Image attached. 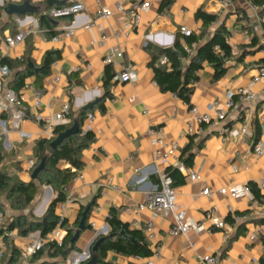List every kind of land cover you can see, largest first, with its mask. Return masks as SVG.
<instances>
[{
    "label": "crops",
    "instance_id": "crops-1",
    "mask_svg": "<svg viewBox=\"0 0 264 264\" xmlns=\"http://www.w3.org/2000/svg\"><path fill=\"white\" fill-rule=\"evenodd\" d=\"M12 1L0 0V58L20 61L28 57L36 68L43 66L47 51H58L60 58L51 64L50 74L40 81L36 82L35 76L27 78L19 97L8 87L13 72L8 77L0 75V99L13 94L21 101L18 107L13 108L14 112L21 114L18 120L11 111L3 113L4 118L0 119L4 122V126L0 125V153L3 156L0 169L9 177L25 183L32 181L30 176L36 161L34 146L45 138L43 118L54 116L64 103L69 104L70 112L76 118L86 103L101 99L105 93L103 78L107 70L103 57L109 48L118 47L123 53V60L116 66H110L114 75L127 64L138 74L135 84L111 81L110 96L103 101L102 110L97 103L93 110L86 112L84 126L87 117L92 115L94 120L89 131L95 140L81 153L82 166L76 174L82 178H73L67 185L64 209L61 210L59 205L56 207V215L64 219L65 224L55 229L59 228L65 236V230L73 227L81 210L89 204L94 205L86 219L90 228L80 233L75 243L77 250L65 264L86 248L90 249L99 236L98 232L106 229L104 235L108 233L105 220L111 208L117 211L119 220L132 229L139 230L137 225L140 222L152 219L149 210L137 211V206L144 202L146 195L159 190L156 173L163 167L153 161L148 134L153 129H160L166 142L177 143L180 162V156L193 154L186 167L200 177L199 181H192L182 174L183 181L173 184L176 190L174 211H184L189 219L203 221L206 210L215 208L217 215L230 227L229 238L225 242L222 230L218 229L170 237L168 231L173 224V216H158L153 219L157 238L147 240L151 252L153 246L162 245L160 256L152 259L153 264H201L199 258L206 255L217 256L218 264H250L253 257L261 264L264 257V192L259 190L257 183L264 179V154L256 156L253 146L256 143V124L259 126L257 142L264 144L263 84L257 83L251 88L256 100L250 110V135L225 141L221 139L223 127L246 117L241 108L231 111L222 123L203 126L204 133L198 139L188 135L186 127L190 106L203 112L213 101L223 102L228 92L247 87L258 66L264 64V14L259 16L248 0H229L226 5L223 4L225 0H168L169 6L162 11L160 7L167 0H140L149 2L150 7L145 12H138V27L126 34L123 31L126 19L115 11L118 0H75L83 2L87 10L73 17L74 33L71 37L62 35L54 41L46 29L38 25L41 13L29 17L6 15L3 6ZM44 1L29 0L33 5H41ZM104 7L112 10L111 17L95 19V14ZM199 8L217 14L220 23L229 28L228 43L232 56L225 63L224 75L217 80H214V70L207 64L196 72L198 80L190 86L193 91L189 104H186L174 94L159 90L153 80L149 66L151 56L146 46L154 51L172 48L181 27L199 33L201 22L195 18ZM238 13L246 16L247 26L237 20ZM94 19V27L85 30L84 26ZM69 24L66 20H58L52 31L62 34ZM216 26H210V33ZM28 29L32 32L27 33L21 44L13 48L6 46V38ZM118 30H122L119 37L115 36ZM254 37L256 44L252 46L250 43ZM180 42L184 45L183 40ZM182 64L186 66L188 61L183 59ZM59 166L66 167L64 163ZM231 182L255 187L262 198L256 200L252 192V200L221 193L220 190ZM35 184L37 193L34 201L18 214L28 220H41L56 196V191L50 186L40 185L37 181ZM204 187L212 191L211 196L200 194ZM6 216L8 224L15 217ZM259 225L263 226V234L256 241H249L248 234ZM11 231L14 233L2 264H7L12 248L19 254L16 264L51 262L45 255L38 261L32 260V256L22 255L24 247L42 240L40 232L22 236L16 229ZM143 261L113 252H108L105 258V262L112 264H143Z\"/></svg>",
    "mask_w": 264,
    "mask_h": 264
},
{
    "label": "trees",
    "instance_id": "trees-1",
    "mask_svg": "<svg viewBox=\"0 0 264 264\" xmlns=\"http://www.w3.org/2000/svg\"><path fill=\"white\" fill-rule=\"evenodd\" d=\"M22 1L23 0H20L19 3H22ZM27 1L29 2V0ZM248 1L251 3V5L256 7L257 14L259 16L264 14V0ZM169 4L170 2L168 0L164 1L160 7V11L166 9ZM50 9L51 8H45L41 14L47 16L45 12L49 11ZM39 14L40 13H32L29 15L38 16ZM41 14L39 15L38 21L39 27L46 29V33H48L51 37H54L56 33L53 32L52 29L54 28L55 24L45 17L40 20ZM195 18L201 22L199 33H193L190 36H183L178 33L175 37L172 48L154 51L150 47L146 46V50L151 56L149 66L153 72V80L157 84L159 90L161 92H169L174 94L186 104H189V97L193 91V87L188 86V81L190 79L194 80L195 82L198 80V77L194 74V72L201 70L204 64H207L214 70V80H217L224 75L226 71L225 63L232 56L231 47L228 43L229 32L226 30L224 23L222 22L218 24L216 28L210 33V26L216 22L218 15L207 13L202 8H199L195 13ZM52 20L54 22H57L58 20H66L70 22L71 17ZM206 37H208V39H206ZM180 40H183L184 45L181 44ZM194 42H198L199 45L197 46L193 56H191V58L188 60V64L184 66L182 64V60L186 57L184 46H191V44ZM250 44L255 46V37L251 40ZM215 46L219 47V50L222 52V54L220 52L216 53L213 50ZM163 56H166L169 60V64L167 66H162L159 64L160 59ZM59 58L60 54L58 51H47L44 55L41 71L37 74H35L34 71L28 67V57H23V59L20 61H12L6 57L0 58V66L6 67L10 73L13 72V76L8 82V87L16 96L19 97V92L24 87L25 80L27 78L35 76L36 82L40 81L42 78L50 74L51 64ZM262 63H264V60ZM113 77L114 73L112 72L110 66H107V70L103 78V87L105 89V93L98 102V106L101 110L103 108V101L105 98L110 96L109 87ZM85 117L86 112L84 111H81L76 118H74L70 112V123L68 125L58 126L55 129L54 137L52 139L48 140L43 138L35 143L33 150L34 158L36 160L34 169L40 163L43 157L47 158L45 169L38 174L36 180H32L28 183L21 182L18 179L9 177L2 169H0V194L6 191L8 200L11 201L12 207L16 210L24 211L31 206L37 193L35 181H37L40 185L50 186L54 191H56V196L49 204L43 217L45 218L44 224L42 219L28 220L26 216L18 215L12 218V221L8 225V231L16 229L18 234L22 236L33 232H40V238L43 240L47 237V235L52 233L56 227L64 226L65 220H61L60 217L56 215V207L66 200L64 189L75 177L76 172L82 166V151L88 148L95 140L94 134L91 131L84 132L83 128ZM3 118L4 115L1 114L0 119ZM74 122H76L78 125L77 134L64 140L55 150H51L50 143L59 133L69 129ZM255 134V141L257 142V138L259 136V126L257 124ZM192 155L193 154L189 153L185 157L180 156V159L185 166L192 160ZM2 160L3 156L0 153V163ZM60 163H64L66 167L61 168L59 166ZM167 172L173 179L174 185H177L183 181L184 176L177 169L168 168ZM250 189L256 200H260L262 198L258 189L251 185ZM93 205L94 204H92V206ZM83 211L84 209L78 214L77 221L74 223L73 227L67 228L65 230V236L62 238L61 242H44L41 248L32 255V260L38 261L42 258V256L45 255L48 260H51V262L44 261L39 264H65L72 252L77 250L75 247L76 241L71 242V239L76 232ZM105 223L108 227L106 238L100 242L95 253H91V255H96L98 264H112L105 262L108 252H113L114 254L124 257H138L144 260L149 259L152 256V252L148 247V242L143 233L140 230L130 228L128 224L122 223L119 220L118 213L115 209L111 208L109 210ZM86 228H90L87 224V220L85 221V229ZM102 237V235H99L94 240L92 246ZM8 248L9 244L7 251ZM18 258V252L15 248H12L7 264H16ZM5 259L6 255L3 262ZM87 261L80 262L79 264H85ZM261 264H264V257L261 259Z\"/></svg>",
    "mask_w": 264,
    "mask_h": 264
},
{
    "label": "built area",
    "instance_id": "built-area-1",
    "mask_svg": "<svg viewBox=\"0 0 264 264\" xmlns=\"http://www.w3.org/2000/svg\"><path fill=\"white\" fill-rule=\"evenodd\" d=\"M229 2V0H225L223 4L226 5L229 4ZM249 4L254 10H257L256 7L251 5L250 2ZM149 7L150 3L147 1L118 0V2L115 4V11L123 14L126 19V23L123 26L124 33L127 34L130 30L138 27L140 19L138 12H145L149 9ZM86 10L87 8L83 2L68 1L64 6H60L58 8L53 7L49 11L45 12V14L51 19L71 17L70 24L65 28V31L62 34H56L54 37H52L53 40H58L62 35L66 38L71 37L74 33L73 17L84 13ZM111 15L112 10L104 7L95 14V19H109ZM236 17L241 25H248L249 22L245 15H243L242 13H238ZM95 19L91 20L87 25H85L84 29L88 30L94 27ZM214 24H220L219 19H217ZM226 30L228 31L229 28H226ZM31 32V29H28L27 31H20L15 36L6 38L4 42L9 48L16 47L24 41L27 33ZM121 32L122 30L116 31L115 36L119 37L121 35ZM193 33L194 32L191 29H188L186 27H181L180 29V34L183 36H190ZM104 39L105 37H102V40ZM198 45V42H194L191 44V46H184L186 52L185 59L187 61L191 58V56H193ZM213 50L216 53L220 52L218 46H215ZM220 53L222 54V52ZM120 60H123V53L118 47L109 48V50L103 57V63L107 66H116L118 64V61ZM159 64L162 66H167L169 64L168 58L166 56H163L160 59ZM196 72H194L195 75ZM9 74L10 71L6 67H0V75L2 77H8ZM137 79L138 74L136 70H134V68L130 64H127L123 66L121 72L114 75L112 81L135 84L137 82ZM55 80L58 81V78H56ZM257 83H262L264 86V64L258 66V68L256 69V74L252 77L247 87L238 88L234 91L228 92L223 102L218 103L217 101H213L203 112L198 111L197 107L195 106H190L189 122L186 127L187 134L198 139L204 133L203 126L212 127V125L215 123H222L228 119L231 111L241 108L242 111L246 113V117L243 120L232 124L231 126L223 127L220 130V136L222 141H225L228 138H239L240 136L246 134L250 135V110L252 109L256 100V94L252 91L251 88ZM194 84V80L190 79L188 81V86H193ZM20 103V99L16 98L13 94L5 95L4 98L0 99V115L11 111L15 120H18L21 117V114L14 112L13 108L18 107ZM69 113V104L64 103L63 105H61L59 112L54 116L42 119L46 139L50 140L54 137L55 129L58 126L68 125L70 123ZM93 120L94 117L92 115H89L87 117V124L83 128L84 132L90 130V124ZM0 125L4 126V122L0 121ZM194 125H197V127H195ZM148 134L151 138L153 161L155 164H159L163 168L158 169L156 173L159 182V190L146 195L144 202L137 206V211L147 209L151 212V220L140 222L137 225L139 230L145 236L146 240L153 241L157 238L154 232L153 219L158 216H167L171 214L173 216V224L168 231V235L170 237L187 235L191 231L199 233L203 231L210 232L212 229H218L222 230V236L225 242L229 238L230 227L224 222L221 217L217 215L215 208H209L208 210H206L203 221H193L186 216L184 211H174L176 190L173 185V179L168 174L167 169L169 167L175 168L181 174L192 181H199L200 177L196 172L190 170L182 162L179 161L177 157L176 142H166L162 136V132L160 129L149 130ZM253 153L256 156L263 155L264 144L260 141L256 142L253 146ZM74 178L81 179L82 176L77 173ZM257 185L259 190L264 192V179H261L257 183ZM64 191H66V188L64 189ZM220 192H227V194H229V196L232 198H248L250 200L253 199L249 186L245 184L231 182L225 189H221ZM200 194L209 197L212 195V191L209 188L204 187L201 190ZM65 205L66 200L59 204L60 209L63 210ZM229 211L231 212L230 208ZM8 225L9 224L7 222V216L5 212L0 211V264L3 263L10 237L14 233L13 231H8ZM262 234L263 226L259 225L248 234V240L256 241ZM63 237V231H61L59 228L54 229V231L50 233L47 238L43 240L38 239L32 244L24 247L22 255L27 257L32 256L41 248L44 242H61ZM161 250L162 245L153 246L152 257L150 259L144 260L142 263L153 264L152 259L158 258L160 256ZM136 258L138 261L140 260V258ZM199 259L201 264H218L217 256L206 255ZM250 264H259V262L253 257L250 259Z\"/></svg>",
    "mask_w": 264,
    "mask_h": 264
},
{
    "label": "water",
    "instance_id": "water-1",
    "mask_svg": "<svg viewBox=\"0 0 264 264\" xmlns=\"http://www.w3.org/2000/svg\"><path fill=\"white\" fill-rule=\"evenodd\" d=\"M68 1H75V0H45L43 5H38V6H33L31 5L27 0H23L22 3H19L20 0H13L12 2L6 4L3 6V11L6 15L8 16H16V17H29L32 13H42L45 8H52V7H60L64 6ZM45 17L46 19L52 21L53 24H56L49 16H45L41 14L40 20ZM28 67L34 71V73H38L41 71V68H36L30 61L28 62ZM100 101V98H96L93 101H90L86 103L82 107V111L87 112L93 110L94 106ZM78 132V125L76 122L73 123V125L65 130L62 133H59L55 139L50 143V149L55 150L64 140L67 138L76 135ZM46 157H43V159L40 161V163L35 167V169L31 173V179L34 181L37 179L38 174L45 169V164H46ZM92 207V204H89L88 206L85 207L84 211L81 214V218L79 220L76 232L71 239V242H75L80 233L85 229V221L87 219V215L89 213L90 208ZM42 222L44 224L45 218H42ZM107 230L105 229L104 232H98L99 235H102L103 237L97 240L94 245L89 249L86 248L84 251H82L78 257H73L70 260V264L72 261L74 264H77L78 261L80 262H85V264H98L97 257L95 254L91 255V253H95L97 250L98 245L100 242L106 238V235L104 233ZM37 234V233H36Z\"/></svg>",
    "mask_w": 264,
    "mask_h": 264
},
{
    "label": "rangeland",
    "instance_id": "rangeland-1",
    "mask_svg": "<svg viewBox=\"0 0 264 264\" xmlns=\"http://www.w3.org/2000/svg\"><path fill=\"white\" fill-rule=\"evenodd\" d=\"M0 210L4 211L6 213V215H15V216H17L18 214H21L23 212L21 210H16L12 207L11 201L8 200V196H7L6 191H4L0 194ZM67 261H68V259H67ZM69 262L67 264H70ZM79 263H80V261H78L77 264H79ZM72 264H74L73 261H72Z\"/></svg>",
    "mask_w": 264,
    "mask_h": 264
}]
</instances>
